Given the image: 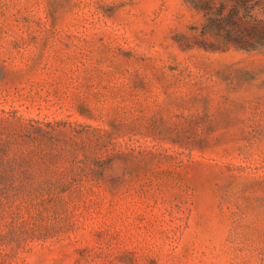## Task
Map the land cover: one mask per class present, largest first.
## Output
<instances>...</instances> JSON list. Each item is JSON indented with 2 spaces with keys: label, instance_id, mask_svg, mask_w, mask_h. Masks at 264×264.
Returning <instances> with one entry per match:
<instances>
[{
  "label": "rangeland",
  "instance_id": "obj_1",
  "mask_svg": "<svg viewBox=\"0 0 264 264\" xmlns=\"http://www.w3.org/2000/svg\"><path fill=\"white\" fill-rule=\"evenodd\" d=\"M199 1L0 0V264H264V47Z\"/></svg>",
  "mask_w": 264,
  "mask_h": 264
},
{
  "label": "trees",
  "instance_id": "obj_2",
  "mask_svg": "<svg viewBox=\"0 0 264 264\" xmlns=\"http://www.w3.org/2000/svg\"><path fill=\"white\" fill-rule=\"evenodd\" d=\"M226 1L231 4L227 15L213 13L212 0H200L196 6L206 11L208 21L217 26H229L232 30H236V32L229 31L224 36L223 45L233 44L244 50L263 48L264 0H223L222 2ZM241 9L242 14L239 13Z\"/></svg>",
  "mask_w": 264,
  "mask_h": 264
}]
</instances>
